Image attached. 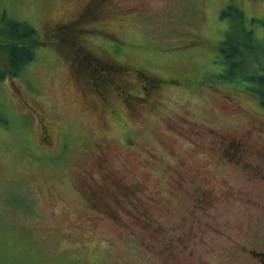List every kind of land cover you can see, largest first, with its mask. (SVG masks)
I'll list each match as a JSON object with an SVG mask.
<instances>
[{
	"label": "rangeland",
	"instance_id": "1",
	"mask_svg": "<svg viewBox=\"0 0 264 264\" xmlns=\"http://www.w3.org/2000/svg\"><path fill=\"white\" fill-rule=\"evenodd\" d=\"M90 1L0 0V264H202L173 240L184 231L207 264H252L248 251L264 250V109L220 80L219 44L241 26L226 8L263 20L264 0H108L96 27L112 39L48 37ZM23 22L35 49L12 29ZM103 45L145 79L162 78L154 105L132 115L114 103L112 113L87 88L107 82L84 60H111ZM6 49L33 60L11 75ZM40 115L54 146L42 141ZM230 137L250 150L238 168L222 151ZM204 189L208 204L194 206Z\"/></svg>",
	"mask_w": 264,
	"mask_h": 264
},
{
	"label": "flooded vegetation",
	"instance_id": "2",
	"mask_svg": "<svg viewBox=\"0 0 264 264\" xmlns=\"http://www.w3.org/2000/svg\"><path fill=\"white\" fill-rule=\"evenodd\" d=\"M107 2L108 0L90 1L85 6L83 11L77 14L75 18L67 22H64V23H59L55 25L54 27H52L48 33V37L69 39L71 34L74 31H78L79 33L83 34L82 35L83 37L85 36V34L89 36V34L91 33H99V34L104 35L108 39L109 38L112 39L113 37L110 34H107L105 31L99 30L96 27L97 23H99V21L102 19L103 8L107 4ZM88 25L89 26L93 25L94 27L90 28ZM82 26H86V27L81 28ZM101 52L111 54V52L108 50L106 46H104L101 49ZM111 56L113 57L112 54ZM84 60H88L89 62L93 61V64H95L96 69L101 70L103 73L102 76L106 77V79H104L103 81H107V82H101L100 80L97 83L98 88H93L92 80H89V81L87 80L86 84H87V88L93 89L92 91L95 93V96L99 100H101L105 106L110 107V111H112V113L117 112L113 110L114 103H119L124 110L130 112L132 115H135L137 113V110L140 106L155 104L156 97L160 93V89L156 83L159 82L161 84V82L163 81L159 77L158 79L154 77L145 79V77L141 75L143 74V72H141L138 68H134L130 66L129 64H127L125 61H120L116 59L115 57H113L111 60H107L105 58L103 59L102 57L91 56V53L88 52ZM79 63L83 65V62H79ZM114 76H119L122 81H124L127 78H134V82L133 84L132 83H119V81L117 82L113 79ZM102 84H103V87H102ZM138 88H139V91H142L145 93L144 96H141L139 94ZM26 105L28 106L27 103ZM38 117L40 118V120L38 119V121H40L39 125H40L41 134H42V141L46 144H52L51 146H54L55 144L52 142L53 137H51L52 131H51L50 125L45 123V121H41V118H42L41 115ZM222 151L224 154L228 156L227 159H229L230 163L233 162L234 160L237 161L236 165H234V167H237V168L239 167L237 165H239V162L243 160V157L247 155V153L250 152L248 148L244 147V143L241 139H237L234 137H230L227 140H225V142H223ZM88 177H89V182L88 181L85 182L86 184L85 189L83 187L82 191L84 189L85 192L90 193L95 190L93 188V186H95V182L92 180L90 175H88ZM112 186L113 187L122 186V183L119 180H115ZM99 189L104 190L101 187H99ZM218 191L223 192L224 189H221L219 187ZM122 194L127 195L128 191H125ZM210 197L211 196L208 194L206 189L201 190L200 195L197 196L194 202V206L204 208V205L208 204ZM203 224L206 227L208 226L210 227V225L205 222ZM194 229L195 228H193V230ZM199 232L202 235L208 234L202 231L201 228H199ZM214 232L219 233V230L217 229ZM182 235L183 236L181 237L179 236V237L173 238V240L181 244L183 251L186 252V256L188 258L197 259L202 264H207V262L205 261V258H206L208 250L205 247L200 246L199 243L197 246H194L192 243H186L184 240L185 235H187V238H190L192 236L188 233V231H184ZM199 242L201 243L204 242V236L200 239ZM248 257L252 259V260L250 259L252 264H264V250L248 251Z\"/></svg>",
	"mask_w": 264,
	"mask_h": 264
},
{
	"label": "trees",
	"instance_id": "3",
	"mask_svg": "<svg viewBox=\"0 0 264 264\" xmlns=\"http://www.w3.org/2000/svg\"><path fill=\"white\" fill-rule=\"evenodd\" d=\"M231 11H234L237 17H242L241 26L239 30L236 28L239 35L235 41L229 38L227 42L219 44L220 54L224 58L223 66L225 67L224 74L220 75V80L233 84L239 90L243 88L245 91H250L257 98L259 106L264 109V33L258 36L256 32L258 29H252L253 22H258L259 27L264 30V19L251 18L246 23L247 16L242 10H232L229 7L223 11L224 16H230ZM27 24L25 22L17 23L13 25L12 29L22 41L24 39L35 43L36 45L32 47L35 49L39 44V39L35 29ZM247 24L251 29H248ZM236 30L233 31L234 34ZM8 50L5 51L7 58L5 62H7V71L11 72V75H17L25 65L33 60L34 54L25 49L13 50V52H8ZM2 78L1 75L0 79Z\"/></svg>",
	"mask_w": 264,
	"mask_h": 264
}]
</instances>
